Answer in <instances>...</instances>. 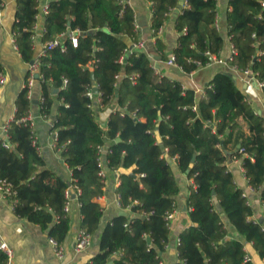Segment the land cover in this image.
I'll use <instances>...</instances> for the list:
<instances>
[{
	"label": "trees",
	"instance_id": "obj_1",
	"mask_svg": "<svg viewBox=\"0 0 264 264\" xmlns=\"http://www.w3.org/2000/svg\"><path fill=\"white\" fill-rule=\"evenodd\" d=\"M128 1L48 2L42 42L61 38L64 51L54 48L39 58V110L44 119L53 121L55 148L72 181L69 186L45 167L34 130L21 122L31 108L23 88L9 123L11 149L0 143V178L13 186L15 195L9 200L15 214L40 226L62 247L71 226L64 208L72 186L79 190L80 229L93 235L103 215L93 200L104 194L97 148L108 144L104 159L108 169L117 173L120 183L115 193L128 216H116L105 225L99 252L87 264H160V253L169 244L165 216L176 207L180 194L173 161L178 173L193 180L186 199L190 225L179 235L176 264H254L244 262V243H250L264 262L263 226L251 219L254 210L226 167L229 159H240L248 185L264 203V115L255 111L228 72L216 73L198 97L194 90L157 73L141 50H133L120 63L129 47L123 38L138 43ZM145 1L150 4V30L163 62L173 56L189 74L211 63L206 53L219 57L224 38L216 26L217 0ZM37 3L16 0L12 34L26 64L34 59L31 36ZM262 3L228 0L225 35L236 50L231 64L238 70L249 69L264 83ZM178 7L177 45L168 56L159 32L170 11ZM94 88L101 109L117 107L105 127L90 107L88 93ZM54 90L58 92L53 94ZM238 145L246 156L235 151ZM168 158L173 161L168 163ZM5 259L0 252V264Z\"/></svg>",
	"mask_w": 264,
	"mask_h": 264
},
{
	"label": "crops",
	"instance_id": "obj_2",
	"mask_svg": "<svg viewBox=\"0 0 264 264\" xmlns=\"http://www.w3.org/2000/svg\"><path fill=\"white\" fill-rule=\"evenodd\" d=\"M4 5L3 17L0 21V65L1 71L5 76L6 82L3 87H0V132L1 128L13 121L15 117L16 107L15 101L23 89L24 83L28 76L29 65L24 63L19 53L14 49L12 42V18L14 22V14L16 11V0H1ZM45 0H40L38 6L44 5ZM130 7L134 11L135 26L138 31V42H143L144 47L140 49L149 59L152 67L157 73L166 76L172 80L181 83L185 89H192L196 96L201 97L204 87L211 81L213 76L221 71L228 72L234 77L237 72L232 65H220L218 63H210L206 66L198 67L195 71L187 74L183 72L178 66H168L163 62L159 53L156 51L155 42L150 30V4L145 0H129ZM184 6V3L181 7ZM9 7L10 11L6 12ZM180 7V8H181ZM228 0H217V27L220 29L224 38V47L221 50L219 57L227 59L230 54V41L225 35L226 28V13L228 11ZM178 13L173 12L164 22L163 27L159 32V39L165 45V53L168 56L172 55L173 49L177 45L178 34L174 28L175 17ZM4 18V19H3ZM4 20V21H3ZM3 21V23H2ZM44 17L39 15V19L35 21V40L33 41V54L36 59L41 51L44 31ZM144 32V38L142 33ZM130 43V42H129ZM134 44L130 43L129 47ZM242 78V77H241ZM237 79V85L243 90L246 99L254 107L255 111L264 115V95L262 90L258 89L254 83L247 84L242 79ZM30 96L31 108L29 113L33 119V130L36 136L39 155L45 163V167L58 175L62 176L70 185L71 171L61 159L59 152L55 148L54 136L51 133L52 119H44L39 110V103L41 100L40 81L36 80L31 89ZM259 92L260 97L255 103L251 97H255ZM97 94L93 95L94 111L96 121L105 127L110 112L117 109L115 106H108L101 109L96 101ZM101 109V110H99ZM54 114V110L51 111ZM238 122L245 128L244 122L239 119ZM108 148V144H106ZM173 161V160H172ZM174 173L179 180L180 194L176 197V213L170 222L169 226V244L164 251L160 253L161 264H176L178 262L177 255V241L180 233L190 225L188 218V210L186 207V199L189 194V188L193 187V180L188 179L185 175L178 173L175 163H171ZM226 167L233 175L234 183L237 187L246 190V181L243 177V170L241 162L236 159H229ZM105 192L102 196L95 198L96 202L103 210L102 218L99 222L98 230L91 235V246L82 252L74 250V242L76 235L80 230L81 216L79 213V203L77 196L73 198V187L69 189L68 212L71 219V226L68 235L62 245L64 251V258L58 261L55 258L54 251L48 243L47 231L40 226L28 222L26 219L17 216L13 209V203L9 199H4L0 194V244L6 243L13 251V258L11 264H87L99 252V237L102 229L118 213L125 212L121 209L118 203V197L115 193L118 187L117 173L105 167ZM247 192V197L250 200V206L254 210L253 219L262 221L264 223V203L260 201L257 193ZM244 250L250 257L254 264H264L255 254L250 243H244ZM119 256V254H118ZM108 264H111L109 262Z\"/></svg>",
	"mask_w": 264,
	"mask_h": 264
},
{
	"label": "built area",
	"instance_id": "obj_3",
	"mask_svg": "<svg viewBox=\"0 0 264 264\" xmlns=\"http://www.w3.org/2000/svg\"><path fill=\"white\" fill-rule=\"evenodd\" d=\"M37 1H38V3H37V15L35 17V21H37L39 19V15L44 17L48 13V2L50 0H45L44 5H42L40 7L38 6L40 0H37ZM120 3H123V1H120ZM127 4L130 5L129 1ZM262 6L264 7V3H262ZM3 8H4V5L0 0V21L3 17ZM173 12L179 13L180 8L172 9L170 11L169 15ZM216 26H217V21H216ZM134 30L137 31L136 26H135ZM43 33H44V31H43ZM35 34H36L35 27H33V34L31 36L32 43H34L33 41L35 40ZM227 38L230 41V38L229 37H227ZM12 42H13L14 49L17 51L18 49H17V46L15 44L14 34H12ZM71 42H72L73 47L77 46V35H75L74 33L71 35ZM32 47H33V45H32ZM143 47H144L143 42H138V43L134 44L132 47H128L125 50L124 56L120 58L119 62L123 63L125 55L129 54L133 50H140ZM54 48H60V50L62 52L64 51V47L62 46V43H61V38H56V39L51 40V41L43 42L39 56L36 59L32 60V64H30V63L28 64L29 65L28 76H27V79H26L24 86H23V88L27 89L28 99H30V96L32 93L31 89H32L34 82L36 80L39 81L40 79H42V77L39 73V58L42 56H45L49 51L53 50ZM206 55L210 56L211 63H218V64L224 65V66L227 64L232 65L231 63L233 61V57L236 55V50L230 41V54H229V57L227 59H221L220 57L210 55L209 53H206ZM166 63L168 66H172V65L177 66L175 64V58L173 56H171ZM199 67H201V66H199ZM88 68L91 70V67H88ZM233 68L237 72V76L235 77L236 80L240 79L242 77L243 81H245L247 84L254 83L258 89L262 90L264 83L259 81L257 79L256 75L254 73H252L249 69L238 70L235 66H233ZM5 82H6L5 76L2 73H0V87H3L5 85ZM64 83H66V81H64ZM93 95H94L93 91L91 93H88V96L90 99H92V101H93ZM97 96H98V98L96 101L100 105L99 95L97 94ZM90 107L92 109H94V101H93V105H90ZM121 112H122V110H121ZM21 122L22 123H28L29 126L33 129V119L31 117L30 113L26 117L21 119ZM8 129H9V124H6L1 128V132H0V143H1L2 147L5 149H11V144L8 141ZM97 152L100 155V158L98 160V167H99L98 177L104 182L105 176H106L105 167H107V161L104 159V157L109 152V148H107L106 145L99 146L97 148ZM238 153L242 154L243 156H246L243 149H241V148L238 149ZM236 160L241 162L240 159H236ZM241 166H242V164H241ZM242 170H243V168H242ZM243 177H244V179L246 181V185H247L246 190H248V192H251V193H256V191L248 185L247 180L244 176V170H243ZM119 183L120 182L118 181L117 186L119 185ZM73 190L75 193L74 196H77V194L79 193V190L77 188H74ZM246 190H244V191L242 190L241 195L246 200V204L248 206H250L251 202L247 197V193H246L247 191ZM102 191L105 192L104 186L102 188ZM0 194L2 195V197L4 199H9L15 195V191L13 189V186L10 183L6 182L5 180H2L1 178H0ZM66 197H67V199H69V191L66 193ZM176 209L177 208L174 207L173 210L168 212L165 216V220L167 221L168 226H170V222L173 219L174 214L176 213ZM64 210L66 213L68 212V201L66 202ZM251 219L256 223L262 224V221L255 220L252 217H251ZM263 231H264V228H263ZM178 242L179 241H177V245H178ZM48 243L51 245V247L54 251L55 258L58 261L59 260L61 261L64 258L63 248L61 246H59L58 243L53 238H49ZM90 246H91V234L87 233L83 229H80L76 235V239H75L74 246H73L74 250L77 252H82V251L87 250ZM0 252L3 253L4 256L6 257L4 264H11L12 258H13L12 249L6 243L3 242L0 244ZM250 261H251L250 257L246 254V256L244 257V262H250ZM160 264H161V261H160Z\"/></svg>",
	"mask_w": 264,
	"mask_h": 264
},
{
	"label": "water",
	"instance_id": "obj_4",
	"mask_svg": "<svg viewBox=\"0 0 264 264\" xmlns=\"http://www.w3.org/2000/svg\"><path fill=\"white\" fill-rule=\"evenodd\" d=\"M179 4H180L179 6L182 5L181 2H180ZM178 8H180V7H178ZM177 11H178V10H177ZM30 64H32V62H30ZM57 92H58L57 90H54V91H53V94H56ZM93 93H94V94H98V90H97V88H94V89H93ZM239 148H240V146L238 145L235 151H237ZM171 161H172L171 159H169V158L167 159V162H168V163H171ZM69 186H70V185H69ZM74 197H75V196L73 195V198H74ZM118 216H126V213H125V212H120V213H118Z\"/></svg>",
	"mask_w": 264,
	"mask_h": 264
},
{
	"label": "rangeland",
	"instance_id": "obj_5",
	"mask_svg": "<svg viewBox=\"0 0 264 264\" xmlns=\"http://www.w3.org/2000/svg\"><path fill=\"white\" fill-rule=\"evenodd\" d=\"M7 11H8V12L10 11L9 7L6 8V12H7ZM3 19H4V18H3ZM3 21H4V20H3ZM3 21H2V23H3ZM12 21H13V18H12ZM12 21H11V24L13 23ZM143 34H144V32L142 33V37L144 38V35H143ZM123 41H125L127 44H130V43H129L130 41L127 40L126 38H123ZM258 97H260L259 92L256 93V96H255V97H251V99H252L255 103H257V99H258ZM258 221H259V219H258ZM262 226H263V228H264V223L262 224Z\"/></svg>",
	"mask_w": 264,
	"mask_h": 264
}]
</instances>
